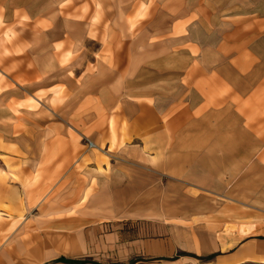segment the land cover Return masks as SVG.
<instances>
[{"label":"crops","instance_id":"obj_1","mask_svg":"<svg viewBox=\"0 0 264 264\" xmlns=\"http://www.w3.org/2000/svg\"><path fill=\"white\" fill-rule=\"evenodd\" d=\"M103 6L99 23L83 21L86 35L48 41L21 32L9 46L20 50L2 59L17 67L0 70V264H197L213 254L205 264H264V234L218 237L232 218L188 219L158 242L140 237L135 221L186 214L192 209L182 198L224 190L225 142L205 132L231 113L247 129L237 109L264 93V17L244 15L206 48L183 39L196 24L185 34L174 27L187 14L157 37L130 30L134 4ZM93 26L98 38L89 35ZM89 39L99 50L73 52L63 63L71 43ZM209 146L218 149L208 153ZM181 147L204 151L186 158ZM134 200L146 203L130 206Z\"/></svg>","mask_w":264,"mask_h":264},{"label":"rangeland","instance_id":"obj_2","mask_svg":"<svg viewBox=\"0 0 264 264\" xmlns=\"http://www.w3.org/2000/svg\"><path fill=\"white\" fill-rule=\"evenodd\" d=\"M121 1L134 4V8L128 13L131 31L142 32L148 29L156 32L158 37L161 32L171 31L176 16L187 14V19L177 22L174 27L177 32L185 34L186 29L189 30L192 24H196L183 39L199 40L206 48L216 43L225 31L241 22L244 15H246L245 18L252 20L260 16L264 17V0H0V70L11 73L17 67L16 63L12 67H6L2 59L20 50L19 47L11 49L9 46L14 45L21 32L28 31L29 37L30 33H37L40 34L39 39L48 41L63 40L71 36L82 37L86 35L82 24L84 20V23L89 22L90 19L94 24L99 23L103 3L106 2L113 7L115 2ZM3 11H5V22L1 16ZM202 12H207V15L197 22L196 13ZM76 22L80 24H75ZM91 30L89 35L98 38L101 29L93 26ZM176 43L178 44H174V47L180 45L179 42ZM99 46L97 41L91 39L83 41L82 44L80 42L79 45L71 43L64 51L67 56L64 57L63 63L75 57L73 52H95L99 50ZM76 47L79 48L76 49ZM222 65L223 69L229 71L225 61ZM263 69L264 63L261 64L260 74ZM1 78L5 80L4 76ZM244 109L246 113L243 112ZM237 110L243 114V119L247 120V129H239L237 127L239 119L231 113L226 116L225 121L210 123L207 126L209 129L205 132L206 138L211 140L220 138L222 142H225L220 145L229 157L225 163L227 164L226 174L222 185L224 190H221L222 188L219 190L218 187H214V190L209 193L195 190V195L182 198L179 201L180 205H188L192 209L186 214L151 215L144 217V220L136 219V223L141 226V229L137 227L140 237L158 242L164 237L177 235V226L189 224L186 220L193 221L207 215L232 218V222H228L230 224L227 223L224 227L218 228L219 238L233 234L237 242L238 239L251 233L264 234V142L256 143L253 138V135L257 136V131L260 137L264 136V93L257 95L254 101L242 104ZM194 138L201 140L202 131H198ZM102 148H105V145ZM216 149H218L217 146L205 148L208 153ZM203 151L204 149L181 147L179 154L189 158L191 155H202ZM257 153L263 157L258 160L260 164H254L252 159L248 158L249 155ZM100 156L102 161L108 162L106 156ZM101 172L105 173L102 166ZM155 200L149 201L155 205ZM120 203L123 207L127 206L124 202ZM129 203H131L130 206L140 207L146 202L134 200ZM245 220L248 221L241 223ZM251 228L253 230H250ZM25 242L27 247L32 246L33 241L26 239ZM1 244L2 242L0 246ZM232 244V242L229 245L225 244L227 246L224 248ZM8 246L12 252L15 244L10 241ZM213 256L215 254L197 257L199 260L197 264H205Z\"/></svg>","mask_w":264,"mask_h":264},{"label":"trees","instance_id":"obj_3","mask_svg":"<svg viewBox=\"0 0 264 264\" xmlns=\"http://www.w3.org/2000/svg\"><path fill=\"white\" fill-rule=\"evenodd\" d=\"M68 261V259H66L65 257H63V258H60V259H58V261ZM78 262H81L80 260H78V261H72V263H78Z\"/></svg>","mask_w":264,"mask_h":264},{"label":"built area","instance_id":"obj_4","mask_svg":"<svg viewBox=\"0 0 264 264\" xmlns=\"http://www.w3.org/2000/svg\"><path fill=\"white\" fill-rule=\"evenodd\" d=\"M88 145L92 146V147H96L95 144L93 142H91V141H88Z\"/></svg>","mask_w":264,"mask_h":264},{"label":"bare ground","instance_id":"obj_5","mask_svg":"<svg viewBox=\"0 0 264 264\" xmlns=\"http://www.w3.org/2000/svg\"><path fill=\"white\" fill-rule=\"evenodd\" d=\"M244 230H248V229H244ZM250 230H252V228H251ZM247 232H248V231H247Z\"/></svg>","mask_w":264,"mask_h":264}]
</instances>
